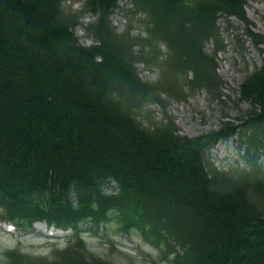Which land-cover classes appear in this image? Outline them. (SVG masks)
Listing matches in <instances>:
<instances>
[{
    "label": "trees",
    "instance_id": "obj_1",
    "mask_svg": "<svg viewBox=\"0 0 264 264\" xmlns=\"http://www.w3.org/2000/svg\"><path fill=\"white\" fill-rule=\"evenodd\" d=\"M63 1L0 0V220L24 232L42 220L74 237L45 255L6 249L0 264H117L109 237L102 256L83 236L111 224L110 234L156 245L150 264H264V57L239 83L241 123L187 136L169 114L152 125L142 111L164 106L162 93L204 88L221 99L218 19L237 17L240 46L263 53L246 0H128L125 15L143 28L135 35L111 24L120 0H83L77 12ZM84 13L95 17L89 45L75 30ZM137 62L160 78H139ZM235 135L245 137L247 168H217L210 150Z\"/></svg>",
    "mask_w": 264,
    "mask_h": 264
},
{
    "label": "rangeland",
    "instance_id": "obj_2",
    "mask_svg": "<svg viewBox=\"0 0 264 264\" xmlns=\"http://www.w3.org/2000/svg\"><path fill=\"white\" fill-rule=\"evenodd\" d=\"M63 3L67 10L77 12L81 10L83 0H64ZM118 5L119 8L112 11L109 17L115 30L122 32L130 25L132 35L143 34V28L138 26L135 16H132V14L125 15L128 12H126V9H131L132 3L128 0H121ZM245 10L249 20L253 23V30L263 35L264 38V0H246ZM138 13L141 14L138 17L143 16L140 11ZM94 19L95 17L90 14L78 19L75 30L84 44H92L95 41L93 34L85 30V25ZM229 21L230 25L227 24L226 18L220 17L218 19V25L226 43L225 50L217 53L216 60L217 73L224 81L221 99L212 97L204 88L196 89L185 99L170 98L166 93H162V97L165 99L164 106L157 103H149L144 106L142 110L144 123L158 124L165 118L167 113L175 120L179 132L188 136L216 130L220 122L227 119L235 123H241L236 117L239 110L246 109L248 105L245 102L236 103L238 86L245 75L255 65L260 64L261 56L248 40L245 41L243 46H240V42L236 39V33L242 32L243 23L236 17H230ZM242 38L245 39L244 36ZM262 48V56L264 57V44H262ZM135 49L137 48L135 47ZM162 49H164L163 46ZM212 49L213 45L208 43L206 50L210 53ZM135 66L138 77L142 80L154 81L160 78L161 71L158 67L147 66L143 62H137ZM188 76L191 77L190 74ZM245 131L247 132L246 135L250 134L247 128H245ZM236 136L238 141L236 138L227 142H220L210 151V161L217 168L225 171L247 168V158L244 156L247 153V145H242L240 149V142L245 141V137L242 136V139H240L239 135ZM259 164L264 167V151L259 159ZM259 174L264 175V171H259ZM114 229L115 226L111 224L110 227L96 229L91 236L84 234L89 244V251L99 253L102 256L105 255L104 253L107 252L106 249L108 248L105 242L108 241L107 237H109L114 242V248L116 249V254L110 258L117 264H130L129 261L133 258L135 264H149L147 257L149 255L156 257L158 251L154 245L144 243L137 235L127 239L119 233H108V231H114ZM44 234L39 229L26 234L16 229L7 233L4 227L0 225V261L2 260V252L6 249L17 247L22 251L35 255H45L53 244L63 245L67 241V238L64 240L46 238L47 234ZM143 257H146V259Z\"/></svg>",
    "mask_w": 264,
    "mask_h": 264
}]
</instances>
